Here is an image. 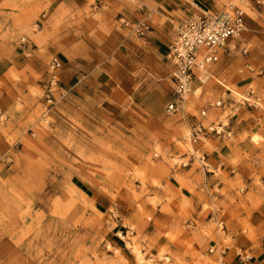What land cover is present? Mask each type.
Returning <instances> with one entry per match:
<instances>
[{
    "label": "rangeland",
    "instance_id": "obj_1",
    "mask_svg": "<svg viewBox=\"0 0 264 264\" xmlns=\"http://www.w3.org/2000/svg\"><path fill=\"white\" fill-rule=\"evenodd\" d=\"M148 1L0 0V264H264V19ZM230 5L247 31L169 114L177 28Z\"/></svg>",
    "mask_w": 264,
    "mask_h": 264
},
{
    "label": "built area",
    "instance_id": "obj_2",
    "mask_svg": "<svg viewBox=\"0 0 264 264\" xmlns=\"http://www.w3.org/2000/svg\"><path fill=\"white\" fill-rule=\"evenodd\" d=\"M253 11L264 19V0H255ZM126 26L129 25L125 23ZM150 27L140 23L133 27L136 34L144 37ZM247 31V14L239 6L230 5L220 12H213L197 6L179 25L175 37L168 46L167 60L172 67L171 79L174 85V97L167 105V112L175 114L184 108L186 98L196 83L204 85L211 80L210 69L216 65L229 43L240 38ZM236 46H233L235 49ZM61 64L58 58L51 62V89L57 84L56 72ZM224 101H219L217 107H222ZM206 116V112H202ZM211 133L221 134L212 129ZM210 134L201 125L194 126L193 142L199 141L200 135Z\"/></svg>",
    "mask_w": 264,
    "mask_h": 264
},
{
    "label": "crops",
    "instance_id": "obj_3",
    "mask_svg": "<svg viewBox=\"0 0 264 264\" xmlns=\"http://www.w3.org/2000/svg\"><path fill=\"white\" fill-rule=\"evenodd\" d=\"M109 1L110 0H101L102 3H108ZM202 1H198V2L204 6ZM187 6L188 5L181 0H150L148 1L149 12L153 14L161 13L164 16H166L165 12L169 15L173 14L175 20L179 22H182L184 18L187 16V14L190 12V9H188ZM162 9L165 12H163ZM165 45L167 46V44ZM261 253L263 254L264 250ZM226 264H233V262H228Z\"/></svg>",
    "mask_w": 264,
    "mask_h": 264
}]
</instances>
